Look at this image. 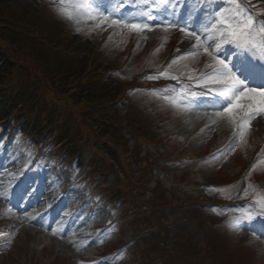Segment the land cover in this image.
<instances>
[{
    "label": "rangeland",
    "instance_id": "obj_1",
    "mask_svg": "<svg viewBox=\"0 0 264 264\" xmlns=\"http://www.w3.org/2000/svg\"><path fill=\"white\" fill-rule=\"evenodd\" d=\"M100 1L102 2L99 4V9H95L93 15L98 13L100 17L103 16V9H106V6H109V13H116L118 7L114 10L113 6L109 4L111 0ZM211 1L212 0H203V3L207 2L210 4ZM254 4L256 13L264 17V2L262 0H254ZM206 8L207 6H205V9ZM64 10L67 11L62 12L60 10L61 13L59 14H56L57 11H55L51 16L60 17L69 22L71 17H76L80 12L79 8L74 5ZM163 14H167L166 16L169 15L166 9H164ZM122 16L123 15H121V17ZM202 17L203 20L196 26L192 24L196 18V14L194 16L190 14L183 18V21H187L188 24H191L190 28L185 25H176L175 27L168 25L162 28L161 25L160 27H149L142 31H135L129 27H125L123 23L120 25L117 24V29H115L116 32L110 31L107 34L108 38H106L105 41H109L107 45L103 47V50L110 49H108L109 52H105L106 54L103 53L104 61L108 62L109 66L117 67L115 65H121V60H125L126 55L132 52L134 57L128 60L125 66H157L163 64L166 68L169 67L170 69L171 67L170 70L173 72H169L167 77L175 76L178 73L176 80L169 78V81L172 80L173 84H178L176 94H183L188 88L194 87L193 84H195L198 78L197 76L200 73L209 72L210 68L206 67V65L214 63L211 57L205 54L202 47L199 50L194 47L197 44L194 37L188 36L186 32L182 33L180 31V27H184L186 30H193L201 35L203 38L202 43L206 41L210 44V41L214 39L210 29V25L214 22V19H209L205 15ZM124 18L122 22H127L128 15H124ZM94 19L105 22V28H103L100 34L103 36L107 31L106 27H110L111 25L110 21L99 18L96 15ZM173 20V18L171 19L168 17L167 21L171 22ZM140 24H143V22ZM148 25L150 26V24ZM260 26L261 25L256 24L257 29H259ZM89 32L90 28L86 30V33ZM111 35L112 37H109ZM92 37L97 39L95 35H92ZM180 42L181 48L190 45L192 50L184 53L186 55L183 58L177 60L172 59L170 52L173 50L174 46ZM158 43H162L163 47L158 49ZM256 43L259 44L260 42L256 41ZM133 47H135L134 50H132ZM128 58L127 56L126 59ZM234 58L235 56H233L231 60ZM169 60L171 61L169 62ZM173 60H175V63H172ZM26 62L27 64L30 63L28 61ZM37 64L36 62L33 64L30 63L28 69H24V71L18 73L16 79L22 93L36 87L32 79L40 81L39 83L42 87L45 86L43 84H45L47 77L42 72V68ZM211 71L209 73H211ZM39 77H43V80L41 81ZM189 77H191V79H189ZM151 81L152 78H148L145 83ZM207 82L209 83L206 84H212L210 80ZM184 84L187 85L185 86ZM129 85L130 84L127 83L125 86L128 87ZM140 86L141 85H136L135 87L140 88ZM213 86L217 85L213 84ZM150 88L159 91L161 95H169L174 89L163 83H158ZM187 92L190 93V91ZM40 93L49 101H53L52 98L59 96L48 89L40 90L38 94ZM201 94L206 95L205 93ZM196 96L199 95L196 94L193 98L195 99ZM202 101L204 103L207 102L205 100ZM163 103L164 102H157L154 98H150L147 95L142 96L138 93L131 92L122 104L114 110V113L117 114L118 117L114 119V121L118 120L121 124L122 128L119 129V131L122 132L124 137L119 144L124 143V148L128 149L125 157L127 156L129 158L128 164L130 168H128V170H130L131 177L137 178L139 173L143 171L144 167L147 165H155L157 167V169H150L153 172V179L146 185L145 189L148 191H145L146 194L142 196L143 200H141V204L143 205V209L145 210L146 208L144 203L149 202H151L152 208L158 205L160 209H152L146 214L145 211H141L143 209H141L139 204L135 205L132 203L133 198L131 195L124 201L122 200V206L117 209L116 206L114 207L113 202L106 201L105 194L99 196L96 192V188L103 189L116 183H120L119 185L125 184L124 178L127 176L122 171H117V174L119 172V179H121V182H118L116 179L112 162V159L115 158L117 154L115 151L110 153L108 149L101 147V153L96 151L93 157L89 159V156L92 154V148L89 144L85 146V151L88 150L85 157L89 159L88 164L90 165H88L85 173L88 177L87 182L83 180L77 181V179H73L69 182L68 174L71 172L69 167L49 168L48 175L55 185V187L52 188L53 195L59 194L61 191L62 193L66 192V190H63L65 188H72L75 192L71 194H73L75 198L80 197V200L88 202V206L86 205L87 208L85 206L84 210H95L94 222L89 225L87 224L88 226L86 229L89 230V233L85 235L81 241V243L85 245L90 244V246L80 251H74L69 247L58 244L54 239L51 241L47 235L35 233L28 227L13 229L10 227V220L5 221L6 218L10 219V216L1 215L0 219H3V222L7 223V226L0 228L3 230L0 232V264H128L132 258L133 260L135 259V257L130 255L131 249L127 250L124 254L118 256L116 254L108 260H102L100 263L94 261L99 258L98 256H94V253L106 248L110 251L117 250L119 246L127 245L126 243L128 242L131 244L130 241L135 240L137 241L135 248L142 246L139 248H143V251L146 252L145 259L147 261L152 260L151 264H199L197 261H199L200 255L211 251L215 247L217 248V253L220 251L222 252L225 247L227 249H238L236 252L235 250L230 251L235 252L234 256L238 255V252L241 253L240 256H242V259L240 262L242 263L239 264L263 263L264 244L260 243L255 237V234L251 235V231L247 226H243L238 230L234 225H231V231L222 232L223 228L220 227L206 232L205 225L201 222V226H199L200 220L195 215L201 212L200 219L207 217L208 227H210L214 222V224L218 222L216 214H210L208 216L207 213L203 212L204 209L203 211L197 210L188 203L195 202L196 198L194 193L196 192V187H198L200 183L215 182L217 186L228 185V183L240 177L242 173H237L240 171L241 165H245L244 163L246 162L243 156L244 150H250L251 145H254L255 149L256 146L259 144L263 145L264 143V113L255 114L250 120L244 121L247 127L236 128V125L239 126L240 124L239 119L235 121L232 120L229 124L226 120H223L221 114V116L218 115L217 112V114H214L216 110L213 108L210 110H198L196 107L188 106L183 108L180 106L174 108L170 120L171 123L166 127V132H164L163 135L160 134V130L154 131L151 129L148 133L150 135L148 138L144 139L140 137L145 134V131L143 129L136 130L135 128H139V126L131 125L133 120L137 122L139 120V125L148 126L153 122L159 123L161 120L168 118V112L164 111V107L162 106ZM59 105L64 113V119L68 121L73 119L75 111L67 112L68 107L66 105ZM77 109L78 108L75 107V110ZM211 111L214 113L209 114ZM78 114L79 117L72 120V129H75L79 134H83L82 129L88 130L89 128L86 117L90 114L80 112H78ZM132 115L134 116L133 118ZM225 123L228 125H225ZM0 133V153L3 152L4 146L8 145V148L5 150L14 168L12 173L8 175V178L5 180V184L3 183V185L7 187L5 191H2L5 195L10 196L17 186L21 184L24 174H29V169L35 170L36 174H38L39 171L43 172L48 167L45 165L38 170V167L33 165V161L36 159V156H34L35 153L25 154L26 148H24V142L17 138L14 140L9 138L13 135V127L9 128L7 131L0 129ZM170 140H174L175 144L173 143L174 145L172 147L165 148L166 142ZM102 142L110 143L112 140H102ZM222 145L225 146V149L222 153H219ZM212 151L215 153L217 152V155L212 158L210 162L204 164L206 165L204 168L208 170L206 172H202L200 168L195 173V176H193L190 174L191 170H189V168L187 172L183 171L182 173H180L178 169H175V166H179V170L189 167L193 165L194 156H202ZM171 161H176L177 165H174ZM45 164H47V162ZM261 172V170L257 171L255 175H260ZM15 178H19L17 183L8 187L9 182ZM31 179H33V177L28 176L25 181H31ZM66 181H68V186H66ZM91 181L94 182V186H91ZM99 185L100 187H98ZM215 187L208 188L209 190L203 192L206 194L215 192ZM88 188H93L95 191L92 194H88ZM141 189L144 188L133 186L132 192L137 197H140ZM223 189L225 188H219L220 191ZM225 190L226 192H230L233 191L234 188L232 185H228ZM247 190L248 194L244 196L243 200L251 198L257 192L251 186H249ZM152 193L157 194L155 200L161 201L160 204H156L155 201H153ZM62 198H64V195L61 196V199ZM238 198L239 194H235L234 196L228 197L227 200L235 201L238 200ZM76 202V200L73 201L71 205H75L76 207ZM197 203L200 204L199 202ZM52 208L53 206L50 205L47 206L46 209L49 210ZM234 208L235 209L232 211H228L229 218L232 217L234 211L237 212L238 210L240 211L253 207L251 205L247 207L244 204L242 207L235 206ZM212 212H215V210ZM194 216L197 223L196 225L195 222L192 221ZM1 223L2 222H0V224ZM97 226H100L99 229L101 227L104 228L105 233L99 230L96 231L95 227ZM260 226L264 227V224ZM241 242H244L243 246H240ZM87 256L89 258H87ZM91 261L94 262L92 263ZM212 264L220 263L213 258Z\"/></svg>",
    "mask_w": 264,
    "mask_h": 264
},
{
    "label": "trees",
    "instance_id": "obj_2",
    "mask_svg": "<svg viewBox=\"0 0 264 264\" xmlns=\"http://www.w3.org/2000/svg\"><path fill=\"white\" fill-rule=\"evenodd\" d=\"M28 9L21 0H0V86L7 87L12 83L18 65L30 66L36 62L48 82L59 89L55 95L62 93L64 102L61 97L58 102L76 111L77 118L78 112L86 110L93 117H86L93 135V126L102 120L101 125H107L110 130L101 126V131L114 138L111 129L114 122L108 115L116 100L117 86L116 82L95 80L96 75L87 73V52L92 48L90 41L78 38L72 24L50 18L41 10ZM39 79L42 81L43 77ZM72 90L75 91L73 104L68 95Z\"/></svg>",
    "mask_w": 264,
    "mask_h": 264
},
{
    "label": "snow or ice",
    "instance_id": "obj_3",
    "mask_svg": "<svg viewBox=\"0 0 264 264\" xmlns=\"http://www.w3.org/2000/svg\"><path fill=\"white\" fill-rule=\"evenodd\" d=\"M227 3V8L215 12L214 22L210 25L214 37V48L206 41L202 43L203 38L197 32L186 30L184 27H180V31L194 37L197 42L194 47L197 50L202 47L205 54L209 55L214 62L206 65V67L212 69L211 73L201 76L200 79H208L212 84L222 86L221 90L216 92L217 97L222 98L224 105H226L222 106V114L233 121L239 119L240 127L245 128L247 125L244 121L250 120L255 114L264 113V86L260 88L249 87L246 83L247 79L240 78L233 71V68L230 67L228 58L226 56L221 58L220 52L224 46H232L241 50L246 55L258 49L261 53V57L259 58H264V25H261L257 29L253 16L247 12L244 5L239 3L238 0H227ZM82 8L90 12V0L82 5ZM144 15L151 18L150 13L146 12ZM108 19L109 17H104V20ZM111 23H123L125 27H129L135 31H142L150 27L147 24L122 22L120 20H112ZM170 26L175 27L176 25ZM257 37H260L259 44L256 43ZM172 63H175V60ZM161 75L165 74L161 73ZM169 78L173 80L177 79L176 76ZM192 95H195V93H192ZM220 114L218 113V115ZM247 194L248 190L246 188L245 195ZM0 197L6 199L3 191H0ZM255 208H258V215H264V195L254 197L253 208L241 210V215L235 217V223L238 224L243 220L250 221L254 219L253 211Z\"/></svg>",
    "mask_w": 264,
    "mask_h": 264
},
{
    "label": "bare ground",
    "instance_id": "obj_4",
    "mask_svg": "<svg viewBox=\"0 0 264 264\" xmlns=\"http://www.w3.org/2000/svg\"><path fill=\"white\" fill-rule=\"evenodd\" d=\"M221 115L223 116V120H226L227 123L230 124L232 122V120H230L227 116L223 115L222 113ZM225 125L228 124L225 123ZM6 171V168L0 170L1 182L5 179ZM1 182L0 191H2L3 189V183ZM48 190L49 189L45 184L40 185V192L49 193L50 191ZM76 199L77 197L75 198L73 194H70L67 199L61 201H58L54 195L41 200L40 198L34 200L32 199L31 195L26 200V205L24 208L25 211L18 210L16 206L13 205L14 203L10 201V198L5 199L3 197H0V203L5 202V208H9L11 210V213H5L6 216H10V219L6 218L5 221L12 220V216L15 217L16 221L13 224V228H17L20 226L25 227L27 224L33 229L35 233L45 232L47 233L51 241L54 239L58 244H61L62 246L69 247L74 251H80L87 245H85L84 243H79L76 237L87 235L89 230L85 229V227L83 226L94 222L92 214L82 218V206H85V203L80 202V207L75 208L74 212L71 215L64 214L61 222L58 220L59 215L65 208L67 201H75ZM45 205H55V208L48 214V212L43 211ZM37 207L40 209V212H37L35 210ZM0 222H3V219H0ZM82 227L84 230L80 231Z\"/></svg>",
    "mask_w": 264,
    "mask_h": 264
}]
</instances>
